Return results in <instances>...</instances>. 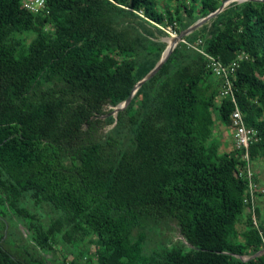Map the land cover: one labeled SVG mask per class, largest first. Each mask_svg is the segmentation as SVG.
<instances>
[{"label": "trees", "instance_id": "16d2710c", "mask_svg": "<svg viewBox=\"0 0 264 264\" xmlns=\"http://www.w3.org/2000/svg\"><path fill=\"white\" fill-rule=\"evenodd\" d=\"M188 1L199 10L46 0L35 14L0 0V264H264V0L232 3L184 38L224 65L247 56L232 79L260 137L248 149L259 230L239 176L246 151L219 136L235 105L203 55L180 42L113 114L161 59L164 29L220 7Z\"/></svg>", "mask_w": 264, "mask_h": 264}, {"label": "built area", "instance_id": "2783aa9c", "mask_svg": "<svg viewBox=\"0 0 264 264\" xmlns=\"http://www.w3.org/2000/svg\"><path fill=\"white\" fill-rule=\"evenodd\" d=\"M45 2L46 0H25V7L31 12L38 14L41 11L45 10ZM190 48L196 50L201 55H203L208 61V68L214 73L216 76L221 77L223 79V84L220 91V96L222 98L230 97L232 102L235 105V109L231 114V129L233 132V137L235 141V148L245 149L244 160L247 161V169L245 172H240L239 176L246 179L247 181V189L249 192V199L246 200V203L249 202L251 204L249 211L252 213V219L255 227L259 230V224L257 221V216L255 213V203L257 200L256 195V185L253 181V172L250 167L248 149L251 144L258 142L260 137L258 135L257 130L247 128L244 122L243 115L236 104L234 90H233V79L236 69L239 67L240 61L243 58H247L245 54L238 55L237 59L229 65H224L222 61L206 53L203 49V41L198 40L196 44H191L189 42L183 41ZM264 192V190H262Z\"/></svg>", "mask_w": 264, "mask_h": 264}, {"label": "rangeland", "instance_id": "374dc122", "mask_svg": "<svg viewBox=\"0 0 264 264\" xmlns=\"http://www.w3.org/2000/svg\"><path fill=\"white\" fill-rule=\"evenodd\" d=\"M245 1H247V0H219V3H220V5L224 4V9H226L232 3L242 4ZM155 2H156L157 10L159 12H163V13L166 12L167 10L174 12L179 7H187V8H191V7L195 8L196 7V10H199V4L192 3L191 1H188V0H155ZM195 14L197 15L196 16V18H197L196 22L201 21L205 17H207L204 15H200L199 13H195ZM213 20H214V18L205 21L197 30H203V31H205V33L206 32L209 33V31L211 29V23ZM196 22L193 23L189 17H187L186 15L184 16V26L186 29L193 26ZM180 29H182V30H180V32H177V31L175 32V28H172L170 25L164 29V31L167 33V36L163 35L159 40L166 44L165 50L169 47L170 43L172 42V38H176L182 31L185 30V29H183V27ZM165 50H164V52H165ZM231 145H232L231 147H235L234 146L235 145L234 140H232ZM255 172H256V176L258 178L259 184L261 186V191H262V190H264V158L258 159L255 162ZM258 204L261 207L260 211H261V215L263 218L264 217V194H263V196L259 197ZM244 217H245V215H244ZM238 227H239L240 231L245 229V226L243 223L240 224ZM162 228L165 231L167 230V229H165L164 226ZM166 235H167V237H170L172 240L179 239L180 235H179V232L176 228L175 223H170V229H168V233ZM171 239L167 238L166 240H171ZM37 251H39V250H37ZM67 252H68V250L65 249L64 247L57 248L56 256H58V258H61L62 254L63 253L65 254Z\"/></svg>", "mask_w": 264, "mask_h": 264}, {"label": "water", "instance_id": "95a60500", "mask_svg": "<svg viewBox=\"0 0 264 264\" xmlns=\"http://www.w3.org/2000/svg\"><path fill=\"white\" fill-rule=\"evenodd\" d=\"M256 1V0H255ZM224 10V4H221L220 7L213 13L209 14L207 17H205L203 20L196 22L193 26L185 29L184 31H182L176 38L175 41L169 45V47L165 50V52L163 53L161 59L159 60V62L156 64V66L140 81L136 84V86L134 87L131 95L128 97V99L123 102L122 104L118 105V107H116V109L114 110L113 114H116L118 111L125 109L129 103L131 102L133 96L135 95V93L137 92V90L149 79H151L154 75H156L158 73V71L160 70V68L162 67V65L167 61V59L169 58V56L172 54V52L174 51V49L176 48V46L180 43L184 41V37L190 35L192 32H194L195 30H197L205 21L215 18L219 13H221Z\"/></svg>", "mask_w": 264, "mask_h": 264}, {"label": "crops", "instance_id": "0c3cea01", "mask_svg": "<svg viewBox=\"0 0 264 264\" xmlns=\"http://www.w3.org/2000/svg\"><path fill=\"white\" fill-rule=\"evenodd\" d=\"M219 134V133H218ZM221 136V139L223 140V149L225 151L231 150V144L233 140V132L231 129L226 127H221V132L219 134Z\"/></svg>", "mask_w": 264, "mask_h": 264}, {"label": "bare ground", "instance_id": "6f19581e", "mask_svg": "<svg viewBox=\"0 0 264 264\" xmlns=\"http://www.w3.org/2000/svg\"><path fill=\"white\" fill-rule=\"evenodd\" d=\"M175 41V38H172V42L170 43V45Z\"/></svg>", "mask_w": 264, "mask_h": 264}]
</instances>
